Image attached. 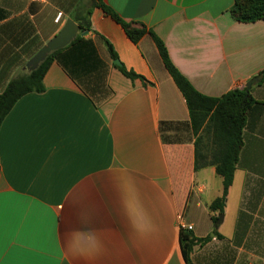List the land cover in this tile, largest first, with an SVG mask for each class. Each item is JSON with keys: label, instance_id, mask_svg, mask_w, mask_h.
<instances>
[{"label": "crops", "instance_id": "0c3cea01", "mask_svg": "<svg viewBox=\"0 0 264 264\" xmlns=\"http://www.w3.org/2000/svg\"><path fill=\"white\" fill-rule=\"evenodd\" d=\"M101 1L144 35L132 42L93 0H0V94L67 19L90 23L52 56L44 91L0 125V264H186V226L210 238L191 264H264V80L248 90L214 228L222 179L213 166L194 171L188 109L150 35L195 91L219 98L264 71V19L235 20L233 0ZM105 41L141 79L119 72Z\"/></svg>", "mask_w": 264, "mask_h": 264}, {"label": "trees", "instance_id": "16d2710c", "mask_svg": "<svg viewBox=\"0 0 264 264\" xmlns=\"http://www.w3.org/2000/svg\"><path fill=\"white\" fill-rule=\"evenodd\" d=\"M93 6L99 7L106 15L121 25L132 42L136 43L144 35V29L131 28L129 24L121 21L117 15L104 6L101 0H93ZM230 14L240 22L264 19V0H233ZM76 22L81 32L90 29L89 20L85 17H82L80 22ZM150 35L168 74L182 94L188 109L191 129L196 137L194 171L213 166L216 174L222 179L221 196L209 205L210 211L222 214L228 189L233 181V173L243 147L245 116L254 101L245 89L232 90L219 98H210L199 94L172 65L162 42L153 34ZM105 45L111 58L115 60L116 55L111 46L106 41ZM56 52L49 54L28 75L10 80L0 94V125L18 99L29 93L40 94L44 91L43 77ZM117 69L126 78L141 79L123 66H119ZM261 74L263 81L264 71ZM212 221L213 223L217 221V217H212ZM214 236L220 237L216 232H214ZM208 240H210L208 237L195 239L189 231L182 229L179 231L180 249L186 264H191L190 254L194 246Z\"/></svg>", "mask_w": 264, "mask_h": 264}, {"label": "water", "instance_id": "95a60500", "mask_svg": "<svg viewBox=\"0 0 264 264\" xmlns=\"http://www.w3.org/2000/svg\"><path fill=\"white\" fill-rule=\"evenodd\" d=\"M79 32V27L75 25V23L71 19H67L63 27L59 30V32L50 39L40 50L39 52L29 61L27 64V68L30 71L35 70L38 65L44 61V59L57 50H60L66 47L71 41H73ZM114 65L120 66L117 60L114 61ZM262 79V75H257L256 77L250 79L246 83L245 91L248 92L251 85ZM217 221L214 223V228L217 227L218 224L221 223L223 219V215L219 214L217 216ZM212 236V235H210Z\"/></svg>", "mask_w": 264, "mask_h": 264}, {"label": "built area", "instance_id": "2783aa9c", "mask_svg": "<svg viewBox=\"0 0 264 264\" xmlns=\"http://www.w3.org/2000/svg\"><path fill=\"white\" fill-rule=\"evenodd\" d=\"M60 20H61V15L59 14V15H57V16L55 17L54 22H55L56 24H58ZM185 228H186L187 231H191V229H192L191 226H186Z\"/></svg>", "mask_w": 264, "mask_h": 264}]
</instances>
